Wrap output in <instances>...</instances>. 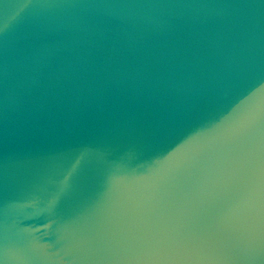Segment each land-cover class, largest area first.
<instances>
[{
	"label": "water",
	"instance_id": "1",
	"mask_svg": "<svg viewBox=\"0 0 264 264\" xmlns=\"http://www.w3.org/2000/svg\"><path fill=\"white\" fill-rule=\"evenodd\" d=\"M0 264H264V0H0Z\"/></svg>",
	"mask_w": 264,
	"mask_h": 264
}]
</instances>
